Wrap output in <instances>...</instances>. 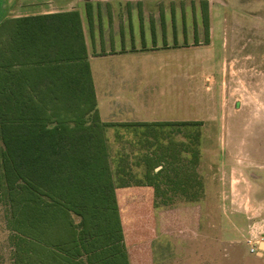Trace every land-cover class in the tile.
<instances>
[{"label": "rangeland", "instance_id": "1", "mask_svg": "<svg viewBox=\"0 0 264 264\" xmlns=\"http://www.w3.org/2000/svg\"><path fill=\"white\" fill-rule=\"evenodd\" d=\"M159 1L155 6H141L140 14L169 16L176 29L182 28V17L188 29L196 28L200 16L206 19L201 22L203 28L208 29V16L218 15L221 21L217 25L230 32L226 37L219 33L215 39L229 49L221 52L217 46L220 63L214 70L227 81L209 88L199 86L205 93L199 102L202 122L118 139L114 133L106 137L105 132L107 147L117 140L126 143V152L135 157L132 161L137 166L129 171H137V178L146 177L147 158L154 156L155 168L160 167L156 211L140 212L138 208L125 212L129 206L150 207L151 203L142 197L117 196L125 254L123 250L111 255L99 252L96 257L84 249L78 261L79 248L72 241L79 235L72 225L79 218L74 214L58 206L50 209L54 219L51 236L40 244L31 241L30 234L29 239L25 237L28 233H23L27 230L23 226L17 230L9 227L11 207L0 204V264H264V251L260 250L264 243V194H260L264 190V0ZM59 9L50 0H0V61L8 57L6 38L14 30L7 16ZM193 18L196 22L190 21ZM205 39L203 34L194 43ZM179 42L188 46L193 39ZM36 76L28 74L31 80ZM115 155V150H108V162L117 177ZM97 210L103 213L105 209L100 206ZM96 227L89 226V230ZM109 229L99 231L96 246L104 244L110 234L115 237V228ZM34 244L36 247H29ZM44 245L52 255H46Z\"/></svg>", "mask_w": 264, "mask_h": 264}, {"label": "trees", "instance_id": "2", "mask_svg": "<svg viewBox=\"0 0 264 264\" xmlns=\"http://www.w3.org/2000/svg\"><path fill=\"white\" fill-rule=\"evenodd\" d=\"M12 24L8 57L0 61V204L11 207L9 227L23 226L28 233L23 236L30 234L41 244L51 236L49 211L58 206L79 218L72 225L79 235L72 241L79 248L78 261L84 249L96 257L99 252L125 254L118 183L107 158L108 125L99 118L80 13L20 18ZM31 72L37 74L32 80ZM157 178L139 184L156 190ZM155 199L147 201L155 206ZM111 226L115 237L110 234L96 246L99 231L109 232ZM42 249L52 255L47 246Z\"/></svg>", "mask_w": 264, "mask_h": 264}, {"label": "crops", "instance_id": "3", "mask_svg": "<svg viewBox=\"0 0 264 264\" xmlns=\"http://www.w3.org/2000/svg\"><path fill=\"white\" fill-rule=\"evenodd\" d=\"M159 0H50L59 10L23 13L6 19L48 16L60 12L78 11L86 45L87 62L94 85L100 121L106 125V137L153 132L167 126L181 128L187 122H202L200 100L205 93L199 86H214L227 78L214 73L220 60L217 58L219 42L216 35L226 37L230 30L220 29L218 15L208 16V29L203 28L200 16L198 26L188 29L184 17L182 28L176 29L171 17L162 14H140L141 6H155ZM50 4H48L49 6ZM224 16L222 21H224ZM190 21L196 22V19ZM166 22V24H165ZM216 23V24H215ZM5 23L2 24V27ZM206 34L205 42L194 43L195 38ZM205 36V35H204ZM219 37V36H218ZM193 39L189 45L179 44L182 39ZM173 39V43L171 41ZM178 43V44H177ZM218 44V45H217ZM221 41L220 51L228 52ZM226 62V70L228 63ZM222 60V61H223ZM224 62V63H225ZM222 65V64H221ZM221 71L223 68L220 69ZM54 80L57 76H53ZM203 110V109H202ZM202 112V111H201ZM110 141L108 140V143ZM116 146L113 148V146ZM108 144L115 150L114 172L118 183L117 196L122 198H155V187L141 183L154 178L160 167L155 168L154 156L147 158L145 178H137L135 157L127 153L123 141ZM151 156V155H150ZM112 163V161H111ZM126 172L119 171L127 168ZM150 171L151 175H148ZM143 173V174H144ZM119 174V175H118ZM135 174V175H134ZM122 175H126L124 178ZM122 176V178H120ZM132 176L134 178H132ZM142 178V179H141ZM134 179L133 183H125ZM140 179V180H139ZM126 180V181H124ZM138 181V183H137ZM125 212H155V206H129ZM122 212V210L120 209Z\"/></svg>", "mask_w": 264, "mask_h": 264}, {"label": "water", "instance_id": "4", "mask_svg": "<svg viewBox=\"0 0 264 264\" xmlns=\"http://www.w3.org/2000/svg\"><path fill=\"white\" fill-rule=\"evenodd\" d=\"M260 250L264 251V243L260 245Z\"/></svg>", "mask_w": 264, "mask_h": 264}, {"label": "flooded vegetation", "instance_id": "5", "mask_svg": "<svg viewBox=\"0 0 264 264\" xmlns=\"http://www.w3.org/2000/svg\"><path fill=\"white\" fill-rule=\"evenodd\" d=\"M260 194H262V196H263V194H264V190H262ZM259 196H260V195H259ZM259 254H260V253H259Z\"/></svg>", "mask_w": 264, "mask_h": 264}, {"label": "built area", "instance_id": "6", "mask_svg": "<svg viewBox=\"0 0 264 264\" xmlns=\"http://www.w3.org/2000/svg\"><path fill=\"white\" fill-rule=\"evenodd\" d=\"M253 252H255V250H253Z\"/></svg>", "mask_w": 264, "mask_h": 264}]
</instances>
